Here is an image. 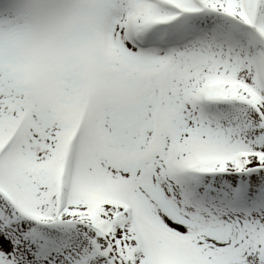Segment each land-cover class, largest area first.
Returning a JSON list of instances; mask_svg holds the SVG:
<instances>
[{
	"label": "snow or ice",
	"instance_id": "obj_1",
	"mask_svg": "<svg viewBox=\"0 0 264 264\" xmlns=\"http://www.w3.org/2000/svg\"><path fill=\"white\" fill-rule=\"evenodd\" d=\"M0 264H264V0H0Z\"/></svg>",
	"mask_w": 264,
	"mask_h": 264
}]
</instances>
